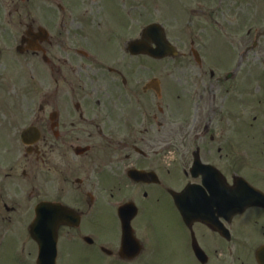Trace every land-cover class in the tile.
Here are the masks:
<instances>
[{"label":"flooded vegetation","instance_id":"1","mask_svg":"<svg viewBox=\"0 0 264 264\" xmlns=\"http://www.w3.org/2000/svg\"><path fill=\"white\" fill-rule=\"evenodd\" d=\"M117 1L119 10L113 0H0V63L7 70L0 72V97H5L0 104V233H9L19 222L28 229L40 201L39 188L46 181L47 198L60 209L51 214L60 217L57 264H64L68 253L76 256L78 250L94 255V260L101 256L106 264H148L158 252L150 239L151 228L161 224L169 206L186 233V264H264V250L260 252L264 203L222 219L227 229L224 235L213 230L211 195L213 166L230 185L240 177L264 193V152L249 154L246 142L248 147L237 159L229 155L224 159L223 154L216 157L213 117L205 107L211 105L213 94L205 93L208 88L204 93L192 88L198 82L190 74L195 64L202 72L201 81L208 75L210 81L225 86V103L228 99L239 107L244 105L241 100L251 92L240 73L244 75L249 66L247 55L264 42V20L248 30L254 32L252 46L245 36L237 40L243 49L239 53L236 37L228 36L232 34L229 19L213 20V13L232 17L243 11L238 7L245 2L257 7L260 17L264 0L256 4L214 0V5L213 0L207 4L197 0L201 8H190L192 16L201 13L214 21L215 36H209L216 43L224 37L231 54L225 64L194 56V40L189 41V50L182 46L188 42L181 41L184 52L174 58L137 56L130 45L137 39L148 43L144 28L136 35L135 13L143 9L137 10L136 0ZM142 2L144 8L150 5L147 0ZM140 58L153 62L154 68L149 64L138 67L135 62ZM167 61H189V67L182 68L185 76L177 80L179 88H169L175 103L163 87L172 75ZM41 62L45 72L39 71ZM7 64L16 67V75L8 71ZM219 65L231 72L230 78L217 71ZM41 80L47 81L42 91L38 88ZM6 81L16 90L4 88ZM231 81H236L235 86H230ZM263 88L259 85L254 91L261 95ZM205 98L207 103L200 106L198 99ZM252 106L262 136L264 97ZM242 109L244 119L250 112ZM27 128L40 137L29 135L25 142ZM190 184L200 186L190 196L196 200L195 207L202 208L195 214L209 215L211 224L199 219L200 215H193L187 223L181 215L171 192L180 193ZM25 207L29 210L26 221ZM124 223L133 231L131 237H124ZM221 255L226 257L222 261L218 259ZM156 264L167 263L162 258Z\"/></svg>","mask_w":264,"mask_h":264},{"label":"rangeland","instance_id":"2","mask_svg":"<svg viewBox=\"0 0 264 264\" xmlns=\"http://www.w3.org/2000/svg\"><path fill=\"white\" fill-rule=\"evenodd\" d=\"M137 1V0H136ZM152 1V3H151ZM197 0H147L148 8H144L141 5L143 4L142 0H140V3L136 2L137 9H143L140 12H136V18L139 21H142V24H145L150 21L154 20H162L163 23L168 25L171 38L178 42L182 43L181 41L188 42L187 45H182L184 48H187L189 50L190 45L189 41L196 36H200L198 45L203 54L206 55L209 62H214L218 64H225L231 61V54L227 53V43L222 37L220 43H216L213 41L212 38H210L209 34L211 36H215L214 29L212 28L214 21L207 19L206 17H209L208 15L205 17L201 13H193V16L189 11L183 8L182 3H184V6L192 8L195 5L197 6V3L195 2ZM256 4L257 0H249ZM205 4L208 3V0H204ZM231 2V1H230ZM244 2V0H243ZM166 3H171V5H166ZM112 5L116 10H119L117 7L118 1L113 0ZM214 5V0H213ZM220 5V4H219ZM1 6V2H0ZM2 8V6L0 7ZM198 8V7H197ZM243 9V11H239V13H234L232 17L228 16L226 13L215 15L213 13V20L215 19H222L226 20L229 19V24L227 21L225 23L229 26V29L232 30V34L228 35L229 37L235 36L236 39V45L235 48L239 49L238 52L240 53L243 51L242 48L237 46V40H239L242 36H245V39L248 41V45L252 46L253 41L255 39L254 32L248 33V30L252 28L253 26L257 27L259 22H263L264 20V14H261L259 17V11H257V7L255 6H247L244 2L242 6L238 7ZM188 9V10H189ZM222 9H227L225 5H223ZM147 13V14H146ZM146 14V16H145ZM235 15V16H234ZM141 24V25H142ZM261 24V23H259ZM244 25H247L245 27ZM140 27L136 29V33L138 35ZM212 31V33L210 32ZM210 32V33H209ZM221 36L223 33H220ZM236 49V50H237ZM211 51V52H210ZM250 53V52H249ZM249 59V66H246L244 75L240 73V78L242 77L243 80L249 84V92L246 93L244 96V105L237 106V103H232L230 100L227 99L226 103L224 102V96H225V86L220 85V83L216 82L215 79H212L213 81H210L208 79V75L204 76V81H201L200 79L203 78L201 75L202 72L198 68L196 69L195 64L193 66H190V69L192 68V79L196 82H198V86H193L192 88H199V93H204L205 88H208V91L206 90V94L212 93L213 94V101H211V105H206V111L209 112V117H213V134L216 136L217 140L213 142V152L216 153V157H220L221 154L224 155V159H227V155L230 156V158L237 159L239 156H236L237 154H241L243 150H246L248 146H250V151H248L249 154L255 153H262L264 152V135L260 134V127L259 124L256 123L254 120V117L257 115L253 108L254 104L257 103L261 98L264 97V88L261 95L256 93L254 90H257L259 85L264 86V79H262L261 75H264V42L260 43L259 46L254 49L253 52L247 55ZM168 62V61H167ZM189 61H186L184 64L175 63L174 61H171L166 66L171 71V77L166 78L163 81V87L168 89V91L165 93L168 97V99L172 98L173 102L175 103V97H172V93L169 92V88L172 87L174 89H178L179 85L177 83V80L179 77H184L183 75L185 71L182 69L183 67L187 66ZM137 66L142 65H152L153 62L148 61L146 59H141L137 62H135ZM18 65V64H17ZM206 67V64L204 65ZM220 66V65H219ZM189 67V66H187ZM221 67V66H220ZM1 66V71H2ZM154 68V66L152 67ZM40 69L44 70L45 66L43 64H40ZM227 69V68H225ZM27 70V69H26ZM224 70V69H222ZM23 71V70H21ZM45 72V71H44ZM196 72V73H195ZM143 73V72H142ZM16 67H12V75H16ZM189 74V75H190ZM261 74V75H259ZM246 75V76H245ZM198 78V79H197ZM174 84V86L171 85V82ZM7 82V83H6ZM5 82V85L8 84L7 89L16 90L14 86H11L8 81ZM212 83V85H211ZM240 81H238L237 84H239ZM236 81L230 82V86H235ZM176 85V86H175ZM47 87V81H40L39 89L42 91L43 88ZM176 89V90H177ZM235 89V87L233 88ZM5 94V93H4ZM250 95V96H248ZM217 98V100H216ZM2 101H0V104H3L5 97H0ZM206 101L198 99V102H200V106ZM210 106V107H209ZM252 106V107H248ZM209 108V111L207 109ZM241 107L243 108L242 111H245L246 113H249L250 111V117L244 116L241 117ZM249 108V109H248ZM198 109V108H197ZM200 109V108H199ZM196 110V109H195ZM202 110V109H200ZM211 110H213V113H211ZM222 110V111H221ZM199 113V110H197ZM244 112V113H245ZM245 113V114H246ZM181 114V112H179ZM196 112H192V119L195 117ZM190 122V121H188ZM248 142V146L246 147L245 144ZM223 148L221 152H219V148ZM171 159V158H170ZM169 159V164L172 162ZM219 160H221L219 158ZM168 164V165H169ZM175 164V163H173ZM43 172H41L42 174ZM39 190L42 192L45 198L48 197V192L46 193V181L43 182L41 185V188ZM169 201V200H168ZM169 205V204H168ZM29 210L25 207L23 210V216L26 219L29 217ZM257 214V213H256ZM31 218V214H30ZM20 224H14V227H12V235L15 233V230H18L17 233L20 232L21 228L24 227V230H26L27 225H23V222H19ZM10 233H0L2 237H5V245L7 246L5 249L0 251V264H18L17 259L19 257L25 258L28 260V264H32L33 262V256L35 254H32L30 256H24V254L19 255L18 257L13 256V252L8 249L9 246H12V244L18 243V235L16 236H10ZM24 233H19L20 237L22 238ZM185 230L182 225L181 220L178 219L176 213L174 210L170 209V206L168 208L167 213L161 220V224L159 223L151 228L150 231V239L153 242V244L156 246V251H158L154 257L148 259V264L156 263L158 260L162 259L167 264H186V256H187V250L185 248V245L183 243V239L186 236ZM20 242V240H19ZM26 242V239H25ZM216 243V241H215ZM20 245V244H19ZM18 245V247H19ZM27 247V245H26ZM77 251V250H76ZM27 253V249L25 251ZM79 254L72 257L68 253V255L63 258L64 264H106L107 261L104 260L103 262L100 260L101 256H97L96 260H94V255L91 256L87 253L81 252V250H78ZM81 252V253H80ZM20 253V252H19ZM250 255H252L251 252H248ZM215 255H219V253H215ZM224 258H226L224 255H221L218 257L220 261H222ZM16 260V262H15ZM216 261L214 258L213 261ZM190 261L189 254L187 262ZM102 262V263H101ZM215 263V262H214ZM218 264V263H217Z\"/></svg>","mask_w":264,"mask_h":264},{"label":"water","instance_id":"3","mask_svg":"<svg viewBox=\"0 0 264 264\" xmlns=\"http://www.w3.org/2000/svg\"><path fill=\"white\" fill-rule=\"evenodd\" d=\"M48 206V205H47ZM50 228H51V226H50ZM46 240V239H45ZM44 245V244H43Z\"/></svg>","mask_w":264,"mask_h":264}]
</instances>
